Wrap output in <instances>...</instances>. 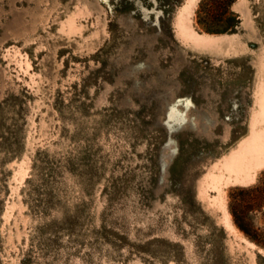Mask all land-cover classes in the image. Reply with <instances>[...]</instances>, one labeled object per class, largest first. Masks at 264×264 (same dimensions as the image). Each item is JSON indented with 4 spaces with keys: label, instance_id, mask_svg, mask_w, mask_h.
Returning <instances> with one entry per match:
<instances>
[{
    "label": "rangeland",
    "instance_id": "374dc122",
    "mask_svg": "<svg viewBox=\"0 0 264 264\" xmlns=\"http://www.w3.org/2000/svg\"><path fill=\"white\" fill-rule=\"evenodd\" d=\"M188 1L0 0V264H264V0Z\"/></svg>",
    "mask_w": 264,
    "mask_h": 264
},
{
    "label": "bare ground",
    "instance_id": "6f19581e",
    "mask_svg": "<svg viewBox=\"0 0 264 264\" xmlns=\"http://www.w3.org/2000/svg\"><path fill=\"white\" fill-rule=\"evenodd\" d=\"M195 2H197V0H189L188 4L181 10L177 19L178 31L183 32L185 36L186 33L184 31H186L187 28L186 19L191 13L189 5ZM190 37L192 36L190 35ZM263 167L264 107L258 120L251 125L249 138L240 145L237 151L233 152L228 158L223 160V163L221 164V175L218 176L216 180L224 179L226 181L225 183L231 182L247 185L250 181L254 180L256 172Z\"/></svg>",
    "mask_w": 264,
    "mask_h": 264
}]
</instances>
